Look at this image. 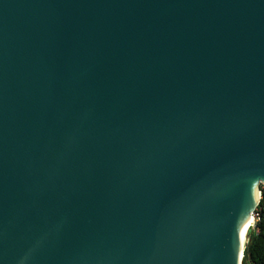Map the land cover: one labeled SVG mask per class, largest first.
I'll return each instance as SVG.
<instances>
[{
    "label": "water",
    "instance_id": "water-1",
    "mask_svg": "<svg viewBox=\"0 0 264 264\" xmlns=\"http://www.w3.org/2000/svg\"><path fill=\"white\" fill-rule=\"evenodd\" d=\"M264 183V0H0V264H242Z\"/></svg>",
    "mask_w": 264,
    "mask_h": 264
},
{
    "label": "trees",
    "instance_id": "trees-1",
    "mask_svg": "<svg viewBox=\"0 0 264 264\" xmlns=\"http://www.w3.org/2000/svg\"><path fill=\"white\" fill-rule=\"evenodd\" d=\"M247 238L242 264H264V230L258 234L250 230Z\"/></svg>",
    "mask_w": 264,
    "mask_h": 264
},
{
    "label": "built area",
    "instance_id": "built-area-1",
    "mask_svg": "<svg viewBox=\"0 0 264 264\" xmlns=\"http://www.w3.org/2000/svg\"><path fill=\"white\" fill-rule=\"evenodd\" d=\"M251 220L252 222L247 231V234L250 230L255 232V234H258L262 230H264V183H260L259 202L255 210L252 212ZM247 242H248V238L246 235L245 246Z\"/></svg>",
    "mask_w": 264,
    "mask_h": 264
},
{
    "label": "bare ground",
    "instance_id": "bare-ground-1",
    "mask_svg": "<svg viewBox=\"0 0 264 264\" xmlns=\"http://www.w3.org/2000/svg\"><path fill=\"white\" fill-rule=\"evenodd\" d=\"M251 222H252L251 219L248 220V221L246 222V224L244 225V227H243V231H242V233H243V237H242V239H243L244 242H245V240H246L247 231H248V229H249V227H250V225H251Z\"/></svg>",
    "mask_w": 264,
    "mask_h": 264
},
{
    "label": "snow or ice",
    "instance_id": "snow-or-ice-1",
    "mask_svg": "<svg viewBox=\"0 0 264 264\" xmlns=\"http://www.w3.org/2000/svg\"><path fill=\"white\" fill-rule=\"evenodd\" d=\"M241 235H242V237H243V233H242Z\"/></svg>",
    "mask_w": 264,
    "mask_h": 264
}]
</instances>
